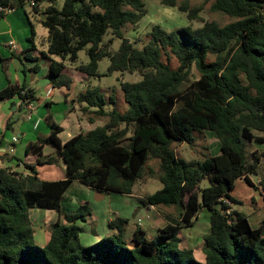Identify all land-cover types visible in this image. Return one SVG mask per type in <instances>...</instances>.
<instances>
[{
    "label": "trees",
    "instance_id": "1",
    "mask_svg": "<svg viewBox=\"0 0 264 264\" xmlns=\"http://www.w3.org/2000/svg\"><path fill=\"white\" fill-rule=\"evenodd\" d=\"M159 1L181 13L187 10L175 0ZM204 1L232 21L169 32L154 25L147 42L137 48L124 31L128 27L136 31L147 14L143 0H62L60 7L56 0H0L1 11L21 9L27 18L25 8L30 7V14L46 29V51L41 54L49 61L47 78L53 89L70 88L73 81L63 62L74 64L80 50L88 62L77 71L86 76L100 77L98 63L105 58L108 75L140 76L137 82L119 84L124 111H105L112 98L95 88L77 94L75 103L85 120L101 125L64 143L59 139L61 127L50 114L45 116L48 135L28 143L26 153L34 155L35 165L46 164L50 158L42 156L43 148L52 147L65 165L64 180L37 182L0 169V264H264V217L258 228H250L245 215L230 207L235 201L229 196L235 180L243 177L264 201V177L257 186L246 177L255 164H247L249 145L264 142V0ZM199 9L189 10L186 19L194 20ZM107 32L111 38L105 44ZM113 39L120 41L119 47L110 53ZM162 55L168 62L175 58V68L163 62ZM7 62L0 59L4 73ZM192 67L197 78L190 82ZM13 97L23 106L35 101L33 90L25 85L0 91V102ZM207 132L217 140L216 156L209 154ZM178 145H197L201 159L184 160L174 149ZM27 167L34 173V166ZM146 179L162 187L138 201L142 206L170 208L173 218L166 226L150 239L137 227L126 240L128 221L115 217L107 223L112 235L83 246L76 222L91 215L88 203H79L73 211L61 209L62 195L71 183L130 196ZM204 179L209 184L201 188ZM32 209L55 211L65 222L50 227L42 247L33 239ZM202 209L210 216L200 263L191 250L179 247L178 236Z\"/></svg>",
    "mask_w": 264,
    "mask_h": 264
},
{
    "label": "crops",
    "instance_id": "2",
    "mask_svg": "<svg viewBox=\"0 0 264 264\" xmlns=\"http://www.w3.org/2000/svg\"><path fill=\"white\" fill-rule=\"evenodd\" d=\"M28 13L30 14V12ZM30 16L34 17L32 14ZM29 21V15L27 18L21 9L12 11H1L0 9V59L8 61L5 73L0 64V91L8 85L18 87L25 85L33 90L35 96L33 102L35 108L29 120L27 119L25 107L17 97L0 102V169H9L22 177H33L37 182L62 181L66 178L65 165L55 155V150L50 146H45L42 156L50 158L49 163L35 165L34 155L26 153L27 144L34 142L36 138L48 135L49 129L43 125L47 114H50L52 120L61 127L62 131L59 134V139L62 143L79 133H85L93 129L97 125L89 124L81 116L80 106L75 103L77 95H69L71 87L65 89L67 92L61 91L62 88L57 89L60 95H53L54 89L47 78L49 61L41 54L46 51V43L44 40L37 47L35 32L32 27L33 35L31 36V22L29 23ZM29 37L32 39L29 40ZM10 43L13 44V48L9 46ZM29 49L32 50L28 51ZM48 90L51 93L47 98L45 94L41 96L42 93H46L45 91ZM55 96L57 97L56 100L54 99ZM61 100L64 106L63 112L58 113V110L61 109L59 106L62 103ZM34 123H36V127H34ZM63 134L67 135L65 139H62ZM257 136L261 137L262 135L257 134ZM12 137L16 138L15 143H12ZM205 139L209 154L211 156L218 155V143L214 135L207 132L205 133ZM211 144L214 147V152L211 151ZM252 161H255L254 172L248 173L246 177L254 186H257L260 178L264 177V142H254L249 145L247 164L252 163ZM28 165L34 166V173H30ZM93 193L95 202L104 199L105 195L113 194L92 191L73 181L62 195L61 209L63 211H73L79 203L87 202L92 213L81 225L84 228L88 226L91 228L94 223H100V233H104L105 236L114 233L112 230L107 232L105 228H108L107 223L115 217L128 221L124 229L126 240L131 238L137 227L144 232L146 238L148 235L152 238L154 237L153 233L157 234L160 229L166 226L167 220L173 218L170 208L142 206L138 200L144 197V193L133 195V190L129 196L133 197L135 202L132 210H125V207L120 205L116 209L110 207L109 209H103L102 212L101 210L97 211L88 201ZM229 196L235 201V204H230V207L235 209V206H238L235 210L245 215L250 228H258L264 217V201L259 192L249 186L241 177L235 180ZM31 213L35 215L34 220H31L34 231L33 239L36 245L42 247L48 241L50 227L55 223L65 224V222L55 211L32 209L29 211V216ZM209 216L210 213L206 209H202L195 217L193 225L181 229L178 236L180 239L179 247L191 250L195 259L200 263L204 262V255L201 250L202 238L209 232ZM89 233L86 234L84 240L79 235L80 243L84 246L93 244L104 236L93 229H89Z\"/></svg>",
    "mask_w": 264,
    "mask_h": 264
},
{
    "label": "rangeland",
    "instance_id": "3",
    "mask_svg": "<svg viewBox=\"0 0 264 264\" xmlns=\"http://www.w3.org/2000/svg\"><path fill=\"white\" fill-rule=\"evenodd\" d=\"M145 4V8L147 10V14L145 17L139 22L137 25V30L133 31L132 27H128L124 31V36L126 38L131 39L134 41L136 44L135 46L137 48L142 47L148 40L147 34L149 33L150 29L152 26L157 25L161 29L169 32L172 31L176 28L184 27V26H190L193 29H196L198 27H201L204 22H216L220 26L227 24L232 21L231 18H229L226 15L220 14V13H215L211 10V2H205L204 0H175L176 6H186L187 10L185 12H179L177 7L172 8L165 6L160 3L159 0H143ZM57 7L61 6L62 0H56ZM46 6V2L41 4V9ZM195 8H200L199 11L196 14V18L192 21H188L186 19V14L189 10L195 9ZM25 12L29 15V20L32 24L33 30L35 32V44L37 47L40 46L41 42H43L46 38L47 31L46 29L37 22L34 17H31L28 12H30V7L25 8ZM110 35L107 32L106 35L104 36L103 42L106 44L107 41L110 39ZM119 40L118 39H113V41L108 45V51L110 53H114L117 51L119 47ZM54 61H60L59 58L57 57H52ZM162 61L167 63L169 66L172 68H175L176 66V60L175 58H171L170 61H166V57L162 55ZM88 62L87 56L85 54L84 50H80L77 54V61L74 64H70L68 62H63L67 75L72 79V84L71 88L69 90V95H77L79 92L84 91L86 88H95L99 91L101 95H103L106 98H112L113 104L106 103L104 106L105 111H111V110H116L117 112L119 111H124L126 108V105L123 101V95L122 92L119 88V84L122 82H137L140 80V76L137 73L133 74H128V73H112L111 75H108L107 73V68L109 65L108 59H102L98 63L97 67V73L100 77H90L86 76L79 71H77V67L80 65H84ZM24 63V61H23ZM189 81H193L197 78V73L195 69L192 67L191 71L189 73ZM63 92H67L65 88L61 89ZM46 92V91H45ZM45 93H42L41 96H43ZM53 95L59 96V92L57 89L53 90ZM55 100L57 97L55 96ZM62 101V100H61ZM60 110H58V113L61 111L63 112V101L61 103ZM78 106V105H77ZM44 107V106H43ZM125 107V108H124ZM46 109V108H44ZM80 112V111H79ZM54 113V112H53ZM52 114V113H51ZM82 116V114H81ZM83 117V116H82ZM96 125H101L100 122H95ZM43 125L45 123L43 122ZM66 134L62 135V139L66 138ZM209 143V141H208ZM212 145V144H211ZM193 148H189L186 145H178L175 146L174 149L180 157H182L184 160L188 161L191 159H201V155H199L200 148L196 146H192ZM211 151L214 152V147L212 145ZM219 152V150H218ZM156 163H152L151 165L156 169ZM208 181L207 179H204L200 187L205 188L208 186ZM146 185V186H145ZM147 187V188H146ZM161 184L154 180V179H147V180H142L141 182L137 183L134 188H133V195H138L139 193H144L146 194H153L157 190L161 189ZM144 190V191H143ZM143 191V192H142ZM75 198V197H74ZM94 193L91 194L90 198L88 199L89 203L93 205L95 210L103 211V209H109L110 207L113 209L119 208L120 205L125 207V210L133 209V206L135 204L134 198L129 197V196H120V195H105L104 199L100 200L99 202H95L94 199ZM238 208V206H235V209ZM91 210V209H90ZM243 212L246 213L244 209H242ZM248 212V210H247ZM92 213V212H91ZM34 213H31L30 218L31 220H34ZM130 220V219H129ZM82 222L78 221L76 222V225L82 229V232L79 234L80 237L84 240L86 237V234L89 233V229H93L96 232L100 233L101 232V224L100 223H94V226L91 228L88 226L84 228L81 225ZM97 228V229H96ZM108 231H110L108 228H105ZM101 235H104V233H100ZM154 236L156 235L153 233ZM90 235V233H89ZM93 234L91 233V236ZM100 235V236H101ZM108 236V235H107ZM110 236V235H109ZM106 237L105 235L102 236L100 239ZM99 239V240H100ZM147 239H150L149 235L147 236ZM91 245V244H90ZM87 245V246H90ZM84 246V245H83ZM197 254V253H196ZM199 255V254H197Z\"/></svg>",
    "mask_w": 264,
    "mask_h": 264
},
{
    "label": "built area",
    "instance_id": "4",
    "mask_svg": "<svg viewBox=\"0 0 264 264\" xmlns=\"http://www.w3.org/2000/svg\"><path fill=\"white\" fill-rule=\"evenodd\" d=\"M7 11H9V10H7ZM9 46H10L11 48L14 47L12 43H10ZM50 93H51L50 90L46 91V93H45V97L47 98V97L50 95ZM24 107H25V109H26V111H27V119L29 120L30 117H31V114L33 113L34 108H35V107H34V103H28L27 101H25V102H24ZM34 127H36V123H34ZM11 141H12V143H15V142H16V138H15V137H12V138H11Z\"/></svg>",
    "mask_w": 264,
    "mask_h": 264
},
{
    "label": "water",
    "instance_id": "5",
    "mask_svg": "<svg viewBox=\"0 0 264 264\" xmlns=\"http://www.w3.org/2000/svg\"><path fill=\"white\" fill-rule=\"evenodd\" d=\"M40 19L45 20V16L41 15Z\"/></svg>",
    "mask_w": 264,
    "mask_h": 264
}]
</instances>
